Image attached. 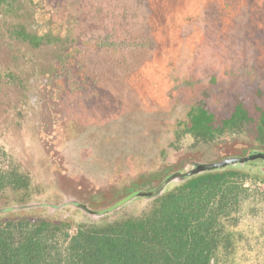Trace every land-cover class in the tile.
Masks as SVG:
<instances>
[{"label":"rangeland","instance_id":"obj_1","mask_svg":"<svg viewBox=\"0 0 264 264\" xmlns=\"http://www.w3.org/2000/svg\"><path fill=\"white\" fill-rule=\"evenodd\" d=\"M249 1L237 0L230 13L223 10L218 15H214L217 7L214 5L220 0H16L18 10L0 13V143L25 163V170L42 189L37 199H75L93 209H103L140 189L141 179L128 183L129 174L158 168L164 162L177 166L181 152L194 141L185 130L188 112L196 99H206L218 115L228 114L240 97L252 112L257 104L264 109V98L257 94L259 88H264V71L259 69L264 66V58L253 57L250 59L253 63H246L242 56L255 49L264 50L261 25L240 33L245 14H257L260 10L259 7L246 10ZM167 7L172 14L161 20V12H170ZM22 18L39 33L51 31L38 47L19 42L12 34L14 25ZM154 22L165 25V32L150 30L149 23ZM145 26L150 37L147 44L138 49L130 43H120L130 35H142ZM235 26L238 33L229 44L226 35ZM102 33L116 41L115 55L125 57L97 91L89 92L87 87L84 91L81 78L84 56L80 62L75 63L72 58L62 64L59 57L76 54L80 48L83 53L89 52V46L99 45L101 40L96 37ZM101 49L99 57H110V46ZM228 50L235 56H230ZM246 64L259 68L244 72L242 66ZM54 79L57 87L52 84ZM52 87L53 97L48 102L57 98L66 107L56 118L54 128H50L52 121L44 111L33 109L30 104V97L39 99V92L44 98ZM24 97L28 105L22 112ZM107 97L116 98L121 115L113 116L107 111L105 122L100 119V123L99 114L98 118L93 116L91 109L95 105L102 107L98 100ZM5 114L9 122L7 130L3 126ZM23 120L26 124H22ZM176 124L181 129L177 138ZM235 134L228 132L224 137ZM100 135L105 138L97 139ZM174 141L179 148L171 147ZM229 145L226 140L202 154L199 160L216 163L230 154L242 156L247 152ZM169 166L164 165L158 174ZM108 182L116 184L108 188L105 185ZM259 188L264 189V183ZM143 202L137 197L123 209L118 208L121 213L116 209L93 217L85 212L83 219L100 222L105 217L132 214L145 205ZM7 204L6 198L0 199V209ZM241 227L244 231L238 246L239 264H264V214L255 217L244 214Z\"/></svg>","mask_w":264,"mask_h":264},{"label":"trees","instance_id":"obj_2","mask_svg":"<svg viewBox=\"0 0 264 264\" xmlns=\"http://www.w3.org/2000/svg\"><path fill=\"white\" fill-rule=\"evenodd\" d=\"M15 1L0 0V5L3 10L6 7L18 10ZM166 11L170 12L160 11L161 20L172 14L169 7ZM25 19L17 21L14 32L38 47L51 31L39 33L30 28ZM164 26L159 22L149 23V29L158 33L165 32ZM145 27L142 35H130L120 43H130L137 48L147 44L150 37H147L148 28ZM96 38L101 41L96 48L89 46V52L83 53L80 48L76 54L65 53L59 57L61 64L72 58L77 63L84 58L81 78L84 79V91L87 87L89 92L97 91L125 57L115 55L116 41L109 34L102 33ZM105 45L112 48L108 51L111 55L101 58V48ZM81 56L84 57L80 59ZM77 69L79 71L80 67ZM88 82L94 84L88 85ZM52 84L57 87V80H52ZM54 87L45 99L53 97ZM37 96L44 99L39 92ZM43 113L49 118L47 112ZM188 115V130L203 140L213 139L226 129L239 130L244 120H249L242 100L227 116L220 117L206 99H196ZM6 156L5 152L0 153V198H7L8 203L4 207L7 211L0 213V264H235L230 260L235 228L241 220L242 203L253 191L252 186H245L236 170L230 173V168H225L199 173L147 203L144 200L145 205L132 214L90 222L83 219L86 213L78 207L50 210L28 206L37 201L38 191L32 190L30 174L15 160L9 158L8 163H4ZM190 164L192 162L185 163L184 167ZM169 170L171 167L151 176L142 173L141 178L146 177L151 182L155 176L159 179ZM173 172L176 171L167 175Z\"/></svg>","mask_w":264,"mask_h":264},{"label":"flooded vegetation","instance_id":"obj_3","mask_svg":"<svg viewBox=\"0 0 264 264\" xmlns=\"http://www.w3.org/2000/svg\"><path fill=\"white\" fill-rule=\"evenodd\" d=\"M236 1L237 0H220V2H218V5H214V6H217L216 11L214 12V15L223 14V10L226 11V13L230 10L228 12V13H230L231 12V5ZM250 1L254 5L253 4H252V6L249 5L248 3H250ZM250 1L246 2L247 3L245 5L246 10L253 9L254 7H259L260 10L257 12V14H254V13H250V14L246 13L245 14L246 15V17H244L245 24H240V27H241L240 33L241 34H242V32H245L246 30L251 31L255 26H258V25H261L264 28V26H263L264 24H261V22H264V0L262 2L256 1V0H250ZM2 7L3 6L0 5V13L1 14H3V12H4ZM5 11H8L7 7L5 8ZM202 19H204V18H202ZM202 19L200 18V20H202ZM187 20H190V18H187ZM245 26H246V28L249 26L248 29H246ZM237 30H238V26L237 27L235 26L234 28H231L230 31H228V34L226 36H227V42H229V44L232 43V41H234V39H236L235 35H236V33H238ZM263 33L264 32H262V34H261L262 37H264ZM12 34L17 38V40L19 42L24 41L21 37H19L14 32V30H13ZM262 46H264V42H263ZM262 46H260V47L262 48ZM227 52L230 56H235V54H236V53L230 52L229 50ZM242 56L245 57L243 59H246V61H244V62L253 63L254 60H250L253 57L264 58V50L255 49L251 53H248V52L242 53ZM251 65H253V64H251ZM243 66H242V69L244 70V72L245 71L249 72L250 70L254 71L257 68H259L258 66H250L249 64H246ZM259 69H262L264 71V66H262ZM50 71H52V70H50ZM33 81H34V79H33ZM43 85H45V83ZM110 88H111V90H114V87H110ZM107 91H108V89L104 90V93H107ZM25 92H26V90H25ZM257 94L260 97L264 98V88H262V89L259 88ZM31 99L32 98L30 97V101H31L30 104L33 107V109H39V111L41 109V111L47 112L49 115V119L52 121L50 128H52V127L54 128V123H55L56 118H58L60 112H64L66 110V107L64 108L57 98L51 99L50 102H48L49 99L48 100L47 99H42V100L41 99H36V100L32 99L31 100ZM239 100H242V102L244 104V108L247 111L248 117H249V120L248 119L244 120V122L242 123L241 128L239 130L226 129L224 133L216 134L213 139H210V140H203L201 138L198 139L193 134V132L188 130V127L190 126L189 115H188V122H187L188 126H187V129L185 131H187V133L193 137L194 141L188 149H184V151L181 152L180 156L176 160L178 165L174 167L171 165L174 162H171V163H168V162L165 163L164 162V163L160 164L158 166V168H154L152 170H142L141 172L134 173L131 175L129 174L128 175L129 177L126 176V177L130 178L129 179L130 181L128 183L135 181V178H139V179H141L139 181V183H140L139 188L140 189L145 188V190H150V189L156 187L158 184H160L169 172L180 170L182 167L185 166V163L201 162L199 160V158L202 154L210 152L214 146L223 145L226 140H229V142H230L229 146L230 147L236 148V146H239L240 147L239 149H244L247 151L246 154L242 155V156L230 154L226 159L231 158V157L243 158V157H248V156H252V155H256V154H260V153L264 154V122H263L264 121V109L261 107L263 105L257 104L256 109H255L256 111L252 112L250 110L246 100L243 97H240L234 102V105L230 109V111L234 108L235 104ZM98 101L103 103V104H101L102 107L95 105L96 107L91 109V112H92L93 116H96L97 114H99V118L97 116L96 117L99 119L100 123H102V121H101L102 119H103V121L106 119L105 115L107 114V111L109 113H112L113 116H120L121 115L122 109L120 108V104L116 100V98L114 100V99L107 97L104 99L101 98ZM115 101H116V104H115ZM26 105H28V104L26 103V98L24 97V102H23V105L21 106L22 112H23ZM40 106H41V108H40ZM96 111H98V113H96ZM7 112L8 111L6 110L5 113L7 114ZM6 114L2 118L6 119V122L3 124V126L7 130V129H9V122L6 118ZM228 114H225L223 116H227ZM219 116L221 117L222 115H219ZM0 117H1V111H0ZM109 117H112V116H109ZM250 118H251V120H250ZM84 121L89 122V120H84ZM24 123L25 122L23 120L22 124H24ZM44 125L42 126L41 129L44 128ZM116 125L118 126L119 123H117ZM178 125H179V123H178ZM178 125L176 124L177 128L175 129V132H174L176 138L178 136H180V133H181V129H178ZM85 127H87V126H85ZM180 127H182V125ZM130 128H131V126H130ZM45 132H46V130H45ZM228 132H234L237 134H235L232 137L230 136V137L225 138L226 137L225 134H227ZM103 135H100L97 139L105 138V136H103ZM238 139H240L239 142H237ZM106 141L113 144V145L115 144L114 141H111L110 139H107ZM170 145H171V147H175L174 149L179 148V145H177V143L175 141ZM103 146H106V145H102V147ZM3 152H5L7 155L6 159H5L6 162H4V163L7 164L8 159L12 158L13 160H15L20 165V168L23 171H26L25 170V163L19 161L17 158H15L13 155H11L6 150V146H4L2 143H0V153H3ZM57 152H59V151H57ZM184 152L189 153L188 156H185V155L183 156L182 154ZM31 153L32 152H30V154ZM33 165H35V164H33ZM164 165H170L169 167H171V170H169L167 173H164V175H162L161 178L157 179L154 177L155 179L152 180L151 182L148 181L146 177L141 178L142 173H144L146 175L148 174L150 176L156 175L157 172H160L162 170ZM113 168H116L115 164H113ZM227 168H230V169H228V171H230V173L234 170L238 171L244 180L245 186H248V187L252 186V188H253V191H251L250 196H248V198H246V200H244L242 203L241 211L239 212L241 220H240L239 225L235 228L236 238L233 241V245H232V249H231L232 252H230V260L232 261V263L239 264V262H238V246L243 241V231L244 230L242 229L241 226L243 223L244 214L247 213L249 215V217H255L258 215L263 216V214H264V189L259 188V186L262 183H264V157H257V158L251 159V160H247V161H243V162H237L235 164L230 165ZM30 177H31V181H32V190H34L36 192L38 191L36 194V195H38L41 188L39 185L36 186L35 182L33 181L31 174H30ZM147 177L149 178V176H147ZM144 178H146L145 181H144ZM141 181H143V182H141ZM112 184H116V183L115 182L114 183L108 182L105 185H107L108 188L109 187L111 188L113 186ZM116 186H118V185H116ZM0 199H4V198H0ZM6 200H7V198H6ZM36 200L40 202L39 199H36ZM45 201L46 202H54L56 204L63 202L62 200L61 201H57V200L53 201V200H47V199ZM37 207L48 208V206H46V205L37 206ZM65 208H67V207H65ZM232 229H233V227H232Z\"/></svg>","mask_w":264,"mask_h":264},{"label":"water","instance_id":"obj_4","mask_svg":"<svg viewBox=\"0 0 264 264\" xmlns=\"http://www.w3.org/2000/svg\"><path fill=\"white\" fill-rule=\"evenodd\" d=\"M257 157H264V154L260 153V154H256V155H252V156H248V157H231L228 159H225L223 161L220 162H216V163H202V162H195L190 164L189 166L183 167L180 170L173 172L169 175H167L163 181L158 184L156 187L150 189V190H144V189H139L134 191L133 193L125 196L124 198L120 199L119 201H117L115 204L110 205L106 208L103 209H93L91 207H89L87 204L82 203L79 200H75V199H69L67 201H63L62 203L56 204L54 202H46L44 199L36 202H31L28 206L32 207H37V206H48V208L50 210H57V209H64L65 207L68 206H75L78 207L80 209H82L84 212L89 213L90 215H92L93 217H99L103 214L106 213H110L118 208H120L121 206L128 204L130 201H132L134 198L137 197H141L142 199L146 200H150L158 195H160L161 193L165 192L167 189L174 187L177 184H180L181 182H183L184 180L197 175L199 173L202 172H206V171H216V170H223L227 167H229L232 164H235L237 162H243V161H247V160H251ZM6 212L7 209L3 208L2 210H0L1 212Z\"/></svg>","mask_w":264,"mask_h":264}]
</instances>
